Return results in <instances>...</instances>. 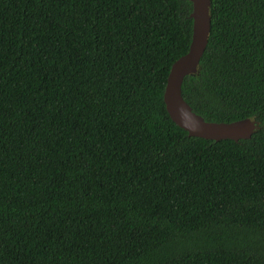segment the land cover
<instances>
[{
    "label": "trees",
    "instance_id": "1",
    "mask_svg": "<svg viewBox=\"0 0 264 264\" xmlns=\"http://www.w3.org/2000/svg\"><path fill=\"white\" fill-rule=\"evenodd\" d=\"M191 0H0V264H264V0H211L183 95L248 139L189 136L164 91Z\"/></svg>",
    "mask_w": 264,
    "mask_h": 264
},
{
    "label": "water",
    "instance_id": "2",
    "mask_svg": "<svg viewBox=\"0 0 264 264\" xmlns=\"http://www.w3.org/2000/svg\"><path fill=\"white\" fill-rule=\"evenodd\" d=\"M193 19L192 39L186 54L171 66L164 91L166 108L179 126L187 130L189 136L213 140L248 139L258 128L255 120L247 117L234 121H209L197 113L183 95L184 79L198 70L205 53L212 28L210 13L211 0H191Z\"/></svg>",
    "mask_w": 264,
    "mask_h": 264
}]
</instances>
